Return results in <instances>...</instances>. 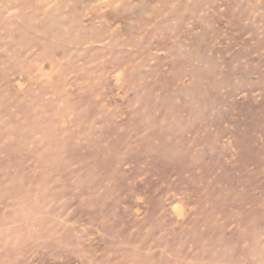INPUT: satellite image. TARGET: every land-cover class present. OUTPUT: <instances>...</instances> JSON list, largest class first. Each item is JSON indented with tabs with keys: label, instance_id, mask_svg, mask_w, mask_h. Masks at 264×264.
Returning <instances> with one entry per match:
<instances>
[{
	"label": "rangeland",
	"instance_id": "1",
	"mask_svg": "<svg viewBox=\"0 0 264 264\" xmlns=\"http://www.w3.org/2000/svg\"><path fill=\"white\" fill-rule=\"evenodd\" d=\"M0 264H264V0H0Z\"/></svg>",
	"mask_w": 264,
	"mask_h": 264
}]
</instances>
